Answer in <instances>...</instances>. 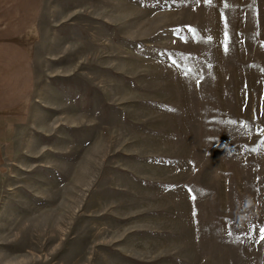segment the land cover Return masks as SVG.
Returning a JSON list of instances; mask_svg holds the SVG:
<instances>
[{
	"label": "rangeland",
	"instance_id": "1",
	"mask_svg": "<svg viewBox=\"0 0 264 264\" xmlns=\"http://www.w3.org/2000/svg\"><path fill=\"white\" fill-rule=\"evenodd\" d=\"M32 57L0 264H264V0H41Z\"/></svg>",
	"mask_w": 264,
	"mask_h": 264
},
{
	"label": "crops",
	"instance_id": "2",
	"mask_svg": "<svg viewBox=\"0 0 264 264\" xmlns=\"http://www.w3.org/2000/svg\"><path fill=\"white\" fill-rule=\"evenodd\" d=\"M41 0H0V160L16 150L34 88L32 42Z\"/></svg>",
	"mask_w": 264,
	"mask_h": 264
},
{
	"label": "snow or ice",
	"instance_id": "3",
	"mask_svg": "<svg viewBox=\"0 0 264 264\" xmlns=\"http://www.w3.org/2000/svg\"><path fill=\"white\" fill-rule=\"evenodd\" d=\"M204 2L206 4H211L212 0H204ZM197 3H199V0H197ZM225 7H228L227 3L225 4ZM227 27V25H225ZM189 28V30L191 31H196L195 29H192L191 26H187ZM209 40L211 39V37L208 38ZM228 34L227 32H225V41H224V51L225 53L228 52ZM172 63V66L173 67H176L177 65V61L175 60H172L171 61ZM192 72V69L191 68H188L185 70V76H187L189 73ZM202 82V79L201 78H197L196 79V85L197 87L200 86ZM256 115L257 117H264V105H261V106H258L257 110H256ZM230 123H233V124H236V123H240L242 127H248L249 126V122L248 121H243V120H240V121H237V120H231ZM258 133L260 136H264V126H261L258 130ZM187 191L189 192L190 194V198L194 201L196 200V195H192V192L193 190L191 188H188ZM196 211L194 210L193 211V216H196ZM252 231L253 232H256L258 234V240L256 241L257 243H260V242H264V226H261L257 229V227L254 225L253 228H252ZM229 236L232 235L231 232L228 233Z\"/></svg>",
	"mask_w": 264,
	"mask_h": 264
},
{
	"label": "clouds",
	"instance_id": "4",
	"mask_svg": "<svg viewBox=\"0 0 264 264\" xmlns=\"http://www.w3.org/2000/svg\"><path fill=\"white\" fill-rule=\"evenodd\" d=\"M258 212L259 203L251 195H245L237 198L233 216L239 227H245L255 220Z\"/></svg>",
	"mask_w": 264,
	"mask_h": 264
},
{
	"label": "water",
	"instance_id": "5",
	"mask_svg": "<svg viewBox=\"0 0 264 264\" xmlns=\"http://www.w3.org/2000/svg\"><path fill=\"white\" fill-rule=\"evenodd\" d=\"M0 183H1V174H0Z\"/></svg>",
	"mask_w": 264,
	"mask_h": 264
}]
</instances>
